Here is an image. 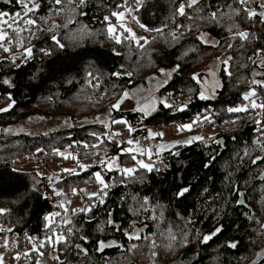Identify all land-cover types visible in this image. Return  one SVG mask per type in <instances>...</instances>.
I'll list each match as a JSON object with an SVG mask.
<instances>
[{
	"label": "trees",
	"instance_id": "16d2710c",
	"mask_svg": "<svg viewBox=\"0 0 264 264\" xmlns=\"http://www.w3.org/2000/svg\"><path fill=\"white\" fill-rule=\"evenodd\" d=\"M36 2L40 5L39 9L29 15L36 19L41 31L33 29L36 35L31 43L23 41L25 47H34L35 58L29 59L27 63L17 60L19 67H14L9 59L0 60V108L7 107L9 94L15 101L7 112H0V208L6 209L0 215V236L2 227H10L8 236H14L17 240L16 248L27 241V237L43 239L46 234L44 215L58 212L56 196L45 192L43 182L35 187L38 191H33L34 180L38 179L33 168L25 170L20 166L42 162L44 157H48L47 163L57 162L53 149L80 151L83 143L89 145L84 151L91 155L95 137L90 133L98 132L99 128L86 122L95 118L101 109L114 100L120 89L143 84L147 76L160 73L159 69L171 70L179 65L160 94H167L172 104L175 98L178 106L187 103L183 111L159 105L148 117L130 111L115 112L117 119L134 125L135 131L130 135L126 132L121 146L104 140L97 143L96 147L105 156H118L121 164L132 160L130 154H120L118 150L129 146L126 143L128 138H135L138 132L146 134L150 127L160 129L189 123L199 115L200 120L207 116L209 126L219 127L220 131L211 142L176 144L160 152L159 156H152L154 168L158 171L138 169L135 175L142 176L143 182L120 183L121 174L117 170L105 171L95 166L97 164L75 175L61 170L56 172L54 177H62L60 184H66L64 188L68 192H71L72 187L91 185L94 182L92 174L101 172L105 183L109 185L104 196L105 203L100 205L96 197L92 198V203L97 206L89 213L90 221L82 213L75 216L69 214L72 223L61 226V230L73 227L74 232L72 235L66 233L67 246L58 245L55 250L57 259L43 261L50 250L46 247L38 253L29 251L27 256L21 253L19 259L10 257L9 264H37L38 260L40 264L258 263L259 258H255L254 254L263 244L256 238L263 236L264 231L260 228L261 221L255 223L256 217L251 212L259 214L263 211L262 203L258 202L264 199V181L257 182L255 178L264 170V138L259 143L253 122L260 114L257 116L258 112L250 108L247 113H228L226 109L244 104L242 96L249 88H256L262 95L264 93V89L251 83L252 69L264 74V65L257 67L260 60L264 59V53L259 57L254 55L256 49L264 50V25L259 23V17L253 21L233 18L240 30L254 34L242 42L238 37L231 39V33L222 25L207 20L189 21L179 15L174 20L173 12L179 0H143L142 7L134 15L140 23L162 31L146 32L133 20L149 41L141 48L135 42L125 40L116 44L107 38L103 17L117 10L116 5L123 4L124 0H88L87 6L82 9L83 15L69 11L68 0H64V11L59 14L54 11L51 0ZM229 3H233V0H201L198 7ZM259 3L260 0H252L250 6L259 12ZM134 4L135 0H128V7ZM0 11L14 14L20 11V7L14 0L7 5L1 1ZM222 11H227V8H222ZM186 12L196 15L192 9H186ZM114 20L111 18L112 23H116ZM53 24L57 27L53 28ZM176 24L186 27L176 28ZM201 32L214 40L216 46L201 43L197 39ZM52 34L57 35L65 49L53 48L52 55L45 57L39 49L52 47ZM173 34L176 40H173ZM229 43L233 47L229 48ZM113 48L120 55H115ZM21 52L13 47L16 55L19 56ZM218 56L224 57L227 64L221 62L219 65L216 96L212 100H200L198 83L191 77L206 62ZM225 67L231 76L225 74ZM89 72L91 76L87 75ZM114 72L120 73L119 77L111 75ZM127 73H131V76ZM4 80H8L9 84H4ZM261 80H264V75H261ZM36 115H64L72 124L82 122L80 127H72L69 131H53L35 137L5 134L4 130L9 126ZM217 139L224 142L223 148L216 144ZM253 140L258 142L253 144ZM245 151L248 155H245ZM257 156L261 159L253 164L252 160ZM62 160L59 159V163ZM205 164L208 166L205 167ZM46 166V163L43 164V168ZM13 168L17 171L13 172ZM67 175L72 177L71 180L66 179ZM42 177L48 184L47 174ZM185 188L188 191L178 195ZM236 191L239 192L240 203L236 201ZM133 196L138 199L144 196L149 198L151 203L146 212L141 210L139 214H134L129 210L130 206L139 207ZM88 202L89 199H85L84 206ZM161 212L163 219H159ZM153 216L157 219H151ZM59 218L55 219L58 221ZM109 218L113 220L111 225L106 223ZM132 221H135L134 225ZM98 225L102 230H98ZM76 228L80 231H75ZM133 228L141 238L129 241L124 233L131 232ZM169 228L177 237L172 247L167 246ZM217 228L221 231L212 242H201L204 235H210ZM153 233H156L155 247L150 248V241L143 237ZM82 234L88 237L87 243L79 239ZM101 240L115 241L116 244L97 250V241ZM182 240L185 242L181 243ZM230 241L237 243L234 251L227 248V242ZM77 244L86 249L87 255L78 252L75 247ZM130 244L138 247L129 251ZM9 251L0 245V256ZM153 251L156 252L155 257L152 256ZM40 252L44 255H40ZM238 254L242 263H228L234 262Z\"/></svg>",
	"mask_w": 264,
	"mask_h": 264
},
{
	"label": "snow or ice",
	"instance_id": "6c2138e0",
	"mask_svg": "<svg viewBox=\"0 0 264 264\" xmlns=\"http://www.w3.org/2000/svg\"><path fill=\"white\" fill-rule=\"evenodd\" d=\"M13 0H3V3L5 5L12 3ZM16 5H19L20 11L15 12L14 14L11 13L10 11H0V50H2L4 53H12L10 57H5V59H9L14 67H19L20 64L17 63V60H19L21 63H27L29 59H34V47H25L24 42L22 39V33L28 32L30 36H35L36 31H33V29H36L37 31H41L38 26H37V21L35 18L30 16V13H35L40 5L36 2V0H14ZM52 4L55 6L54 11L59 14L60 12L64 11V7H62L64 0H51ZM252 0H233V3H229L226 5H216L213 6L209 4L207 8L204 7H198V5L201 4V0H179L178 7L174 9L173 12V19L175 20V17L177 15L186 17L187 20L189 21H194L196 19L199 20H207L210 23H214L218 26L222 25L225 27L229 33H231V39H235L236 37L239 38L240 41H246L250 36H254L253 33L249 32L248 30H240V26L238 23L234 22L233 18L234 17H239L241 20H248V21H253L254 18L259 17V23L261 25H264V0H260L259 3V9L260 11L257 12L255 8L250 6V3ZM88 0H68V10L71 12H79L80 15H83L82 9L87 6ZM72 5H75L74 7H70ZM143 5V0H135V7L134 8H129L128 7V0H124L123 4H117L115 11H111L108 15H105L103 17V24L105 26V30L107 33V38L109 40H114L116 44H121L125 40L131 42H135L138 47L143 48L145 44H148L149 41L144 37V36H138L131 27L126 26L124 23L125 16H131L132 20H135L136 23L139 25L141 29H144L146 32H161L162 30L160 28H149L145 24L140 23V21L137 19L135 15H133L134 12H139L140 8ZM235 5V6H234ZM226 7L227 11H222V8ZM122 9V10H121ZM186 9H192L196 15H188L186 12ZM111 18H115L116 23L113 24L111 22ZM53 28L57 27L55 24L52 25ZM167 27V25H165ZM186 27L184 24H176V28H182ZM123 29V32L126 33L123 37L121 35H117V29ZM233 29H236L235 32H233ZM51 31V29H48ZM191 28L189 27V31ZM171 34V33H170ZM206 33L201 32V34L197 37L201 41V43L208 44L210 43L209 40L205 39ZM173 40H176L177 37L173 34L172 35ZM52 43V47L49 48H40L39 52L43 54V56H51L52 55V50L53 48H58L60 50L65 49V45L61 43V41L57 38L56 34H52L50 36ZM140 41H143V44L140 43ZM215 47L216 45L213 44ZM13 47L17 50L20 51L22 50L21 54L18 56L15 53H13ZM229 48L233 47L232 44L229 43L228 45ZM113 53L115 55H120L119 52L116 51L115 48L112 49ZM262 53H264V50L262 49H256L254 52V55L256 56H261ZM251 59V58H250ZM223 64H227V61H222ZM253 63H256L253 61ZM264 65V59L260 60V63L257 65V67H260ZM179 68V65L176 67H173L170 71H165V69L161 68L159 69L160 73L162 76L165 77L163 83L166 84L168 83V80L171 79L172 74L176 72ZM224 72L226 75L231 76V72L228 70L227 67H225ZM35 75V74H34ZM88 76H91L92 73L89 72L87 74ZM111 75L119 77L120 73L114 72ZM127 75L130 77L131 73H127ZM253 75H264L261 73H253ZM192 80L197 81L199 83L198 79V74H193L191 77ZM71 81H69L70 83ZM4 84H9L8 80L3 81ZM158 85L162 86L160 82H157ZM207 84V82H204ZM253 85L259 86L260 89H264V80H256L253 79L251 82ZM214 87H219L218 83H214ZM191 91V89H189ZM171 95V94H169ZM258 96V92L256 88H249L247 92H245L242 96L243 101H247V104H241L238 106L234 107H228L226 110L228 113H247L249 112V108L251 110H255L259 108L261 111H264V103H257L256 102V97ZM128 97V91L125 90L120 97L116 100L115 103L111 105V109H116L119 110L121 107L122 102L124 99ZM198 98L200 100H205L208 98V96L205 93L204 86L202 85L201 90L199 91ZM8 100L10 101L7 104L6 108H0V112H7L9 109H11L15 101L12 99L11 94L8 95ZM160 103L165 107V108H176L177 111H183L187 107V103L181 104L179 106H176L174 104H169L166 100H161ZM156 110V102L153 100L150 103L144 104L140 106L139 108L136 109V111H139L142 113L144 117H147L150 115L151 112ZM259 116V113L256 114ZM110 116V114H109ZM111 118V117H110ZM100 120V118H97ZM203 119L205 121L208 120L207 116H204ZM257 126H259L258 130L261 132L262 135H264V121H261L260 119H254L253 121ZM113 124H120L123 125L127 129V133L130 135L132 132L135 131V129L127 123V121L121 119L117 121L116 119H112ZM200 123V116L198 115L196 118L191 120L189 123H181L177 125V131L178 132H183V131H191L193 126ZM234 123V121H232ZM104 128L108 129L109 125L108 123H104ZM5 132L8 131V129L4 130ZM90 135L94 136L96 140H100V135H106L107 138L111 139L113 137L121 135L120 132L117 131H112L110 133H101L100 135H97L96 133H90ZM163 133L160 132H153L151 129L147 130V137L148 138H155L158 136H162ZM208 139H211L209 137ZM205 137L200 136V135H194L191 137L185 138L182 142L184 144H192L194 141H204ZM258 141L253 140V144H256ZM140 141H136L134 138L127 140V144L129 146L136 144L139 145ZM86 148L89 147V145L85 144L84 145ZM91 147L95 148L96 144L91 145ZM168 146L166 144H158L156 145V151L155 155L159 156L160 151L167 148ZM262 147H264V144H262ZM37 151H40V149H37ZM53 152L61 156L64 159H72L77 161L78 167L80 169H85L87 165L80 163L78 160V157L72 153L68 152H61L58 149H53ZM123 153L130 154V158L134 163L132 166H122L118 162L117 157H112L108 160V162L105 164V166L108 168V170H113L115 168L120 174H121V180L120 183H126L128 181H139L143 182V177H137L135 174L137 173L138 169H143L146 172H152L154 170H157V168H154V163L152 161V155H153V150L151 148L149 149H143L140 147L132 148H124L122 149ZM133 152L139 153L140 156L147 155L148 160L145 161L143 159H138L135 154H132ZM245 155H248L247 151H245ZM242 159V158H241ZM261 157L257 156L255 159L252 160V163L255 164L257 160H260ZM100 163L104 164L105 161L103 159L100 160ZM208 165L205 164V167ZM17 171V169L13 168V172ZM63 172L69 173L71 175H75V169H69V168H64L62 169ZM37 176L42 175L41 173H37ZM95 183L99 186V193L100 195L97 196V192H90L86 193L85 189L83 188H77V187H72L71 188V193L73 196H75L78 192L82 194H86L89 199V203L87 206H81L79 208H67L65 205L70 203V201L67 199L66 194L62 190H58V187H53L52 188V194L55 195L56 197H59L63 200V202H58L56 206H58L60 209L63 210V217L59 222L55 219L56 217H61V212H51L48 214H45L43 217L44 220V229L46 230V234L43 239H37L36 237H27L28 242L32 245L31 249L29 251L31 252H37L38 249H44L46 247H53V245H68V237L63 234V232L57 231L58 227L61 226H66L72 223L68 216L69 213L71 215L75 216L79 213H82L89 221L91 220V217L89 216V213H91L92 209L96 207L97 205L95 203H92V198L96 197L98 199V202L100 205H103L105 203L104 196L107 195L106 189H108L109 185L105 183V180L103 178V175L101 172H94L93 174ZM50 181L51 186V181L53 180V177H48ZM85 183H88V181H85ZM33 191H38L37 188H33ZM188 191V189H182L178 195H183L184 192ZM43 197V194H41ZM133 200H136L139 207L138 208H133L130 206L129 210L132 211L134 214H139L141 210L147 211L149 206H150V200L147 196H144L142 199H138L137 197L133 196ZM123 199V198H122ZM6 212V209L0 208V215H3ZM109 217H111V213L108 214ZM148 217H146L147 219ZM151 219L156 220L157 218L155 216L151 217ZM159 219H163V213L161 212V215ZM190 222V221H189ZM108 225H111L113 223V220L109 218L106 222ZM132 224H135V221H132ZM98 230H102L101 226H97ZM260 228L264 230V224L260 225ZM8 231H11V229H8ZM75 231H80L79 228H76ZM221 229L217 228L215 232H213L211 235H205L203 237V240L201 242L206 243L209 239H211L212 236L216 235V233L220 232ZM67 232L69 235H72L74 232L73 227H68ZM50 233V235L48 234ZM124 235L128 238L129 241L131 240H139L141 237L138 234V232L133 228L131 232L125 231ZM153 236L155 234H152ZM185 236L187 235L186 233L184 234ZM80 240L84 241L87 243L88 237L86 235H80L79 237ZM143 239L146 241H150L149 247L154 248L155 247V240L152 239L150 236H144ZM167 239L169 241L168 247H172L173 242L177 240V237L172 233L171 228L168 229V236ZM181 243H184L185 241H180ZM15 243V242H13ZM253 243H256L253 241ZM8 241L7 239L4 241V246L7 247ZM98 244V249L97 250H102L104 247H110L116 244L115 241H97ZM76 249L78 252L87 255V251L85 248L81 247V245L77 244ZM138 246L136 244H130L129 246V251H132L133 249L137 248ZM229 248H235L237 247V243L234 241H230L228 243ZM55 250V249H54ZM25 256L28 255V252L24 253ZM40 255H44V253H40ZM257 257H260L261 253H256ZM152 256H156V252H152ZM52 259H57V257L52 256ZM15 259H19V254L16 255ZM0 264H4L3 257L0 256ZM37 264H40L39 260L37 261ZM252 264H256L255 261H252Z\"/></svg>",
	"mask_w": 264,
	"mask_h": 264
},
{
	"label": "rangeland",
	"instance_id": "374dc122",
	"mask_svg": "<svg viewBox=\"0 0 264 264\" xmlns=\"http://www.w3.org/2000/svg\"><path fill=\"white\" fill-rule=\"evenodd\" d=\"M3 0H0V2ZM134 5H130L129 8H134ZM134 15V13H133ZM115 19V18H114ZM115 21V20H114ZM124 23L126 24V26L131 27V29L133 30V32H135L138 36H144L142 34V32L140 31V29L138 28V26L135 24V22L132 20L131 16H125L124 19ZM134 23V25H133ZM115 24V23H113ZM117 35H121L122 37L124 35H126L123 32V29H117ZM33 36H30L28 32H24L22 33V39L23 41L26 40L27 43H31ZM205 39L209 40L210 43H208L207 45H213L215 44V41L212 40L208 35H206ZM143 42V41H140ZM205 44V43H204ZM8 55H10V53H4L2 50H0V60H3L5 57H8ZM222 61H225L224 57H216L211 59L209 62H206L205 65L203 66V68L200 71L195 72V74H198V79H199V91L201 90L202 85L204 86V90L206 95L208 96L207 99L205 100H212L215 98L216 96V91L218 90L219 87H214V83H218L219 84V80H218V68L219 65ZM165 71H170L165 70ZM261 73L260 71H257L255 69L251 70V77L252 80L256 79V80H261V75H253V73ZM165 77L161 75V73L158 74H151L149 76H147V78L145 79V83L143 84H138L137 86H134L132 88H123L120 89L118 91V93L115 96V99L112 100L111 102H109L103 109L100 110V112H98L95 116V118L93 119H89L87 120V123H91V124H95L98 125L97 128H99L98 132H96L97 135H100L101 133H110L112 131H117L120 132L121 135L113 137L111 139L107 138L106 135H100V140H96L95 138V142L93 144H97L100 143L104 140L113 143L117 146H121L122 145V139H124L126 137V132L127 129L120 124H113L112 123V119H116L117 121L121 120V119H117L116 116L114 115L115 112H124V111H130V112H136L139 113L142 117H144L142 115L141 112L136 111L137 108H139L140 106L150 103L151 101H155L156 102V110L158 108L159 105H162L160 103L161 100H166L169 104H172L171 100L169 99L168 95L165 93H161L160 94V90L165 86V84L163 83ZM160 82V84H162V86L158 85L157 82ZM207 82V84H205L204 82ZM197 82V81H196ZM128 91V97L126 99H124V101L121 104V107L119 110L116 109H111V105L113 103L116 102V100L120 97V95L125 91ZM258 95H260L263 99H264V93L263 95L257 90ZM199 95V94H198ZM117 97V98H116ZM97 99V98H96ZM176 100V98H175ZM174 100V105L178 106V102H176ZM247 101H245L244 104H246ZM174 109H176L174 107ZM155 110V111H156ZM153 111V112H155ZM153 112H151L150 114H152ZM110 114V116H109ZM149 116V115H148ZM147 116V117H148ZM111 117V118H110ZM97 118H100V120H98ZM82 121L79 122H75L74 124L71 123V120L64 115H59V116H50V117H46L43 115H36L33 117H30L26 120L20 121L14 125L9 126L7 129L8 131L5 132V134L8 135H27L30 137H35V136H39V135H44V134H48L51 133L53 131H69L70 128L72 127H80ZM108 123L109 128L105 129L104 128V123ZM86 124H82V125H86ZM129 125H131L130 123H128ZM177 125H172V126H168V127H164V128H155V127H150L148 129H151L153 132H160L163 133L162 136H158L155 138H148L147 137V131H146V139L148 140L149 143V148H151L153 150V155H155V151H156V145L158 144H166L168 147L161 150L160 152H164L168 149H171L174 145L176 144H182V145H187L184 144L182 141L187 138V137H191L194 135H200L205 137L204 141H194V142H200V143H204V142H211L214 140V138L216 137V135L219 133L220 128L219 127H211L209 126V122L208 120L205 121L204 119L200 120V123L196 124L193 126L191 131H183V132H178L177 129ZM132 127H134V125H131ZM147 129V130H148ZM94 137V136H93ZM209 137H211V139H208ZM131 138H128L127 140H129ZM126 140V143H127ZM82 145H85L84 143ZM128 147H132L133 149L136 148V144H133L131 146H127ZM82 150L80 151H74V149H70V148H66L63 150H59L61 152H68V153H72L74 155H76L78 157V159L80 160V163H83L85 165H87L86 168H91L92 166H94V164H92V162L95 159H99L97 161V165L98 168L105 170V171H110L108 170V168L105 166V164L108 162V160L114 156H105L104 153L102 152V150L98 147L94 148L97 149L96 152L93 151V149L91 150V155H89V153L87 151V148L85 146H82ZM147 148V149H149ZM79 150V149H77ZM84 151V152H83ZM121 151L120 154H126L122 152V149H119L118 152ZM134 154H138L139 153H135ZM97 155V156H94ZM94 156V157H93ZM92 157V159H91ZM118 158V156H115ZM145 158L148 159L147 155H144ZM47 158L48 157H44L42 160V162L40 161H36V162H30V163H25L24 165L20 166L21 168L27 170L28 168H33V170L35 171V173H41L42 175L38 176V179L34 180V187H37L39 185L40 182H43L44 184V190L48 195H53L52 194V188L53 187H58V190H62L66 196L67 199L70 201V203L66 204L65 206L69 209L71 208H79L81 206H84V202L85 199L88 198V196L86 194H82V193H77L75 196L72 195L71 192H68L66 187L64 188V186H67L66 184H60V181L62 180V177L59 179L58 177H54L56 175V172L58 171H62V168H69V169H75V173L79 172L80 169L79 167L77 168L76 166H78L77 163H75V160L72 159H64L61 156L56 155V159L58 160L57 162H50L47 163ZM138 159H141L139 157H137ZM59 159H64L62 160L61 163H59ZM103 159L105 161L104 164L100 163V160ZM119 162V159H118ZM47 164V166L45 168H43V164ZM120 163V162H119ZM134 163V161L132 162H127L125 164H121L122 166H132V164ZM45 166V165H44ZM85 168V169H86ZM113 170H116L115 168H113ZM112 171V170H111ZM47 174L48 177H53V180L51 181V186L50 185V181L47 184L45 182L42 176ZM46 178V177H45ZM72 177H70V175H67L68 180H71ZM56 181H58V183H56ZM94 183V184H93ZM91 183V185L86 184L84 187H82L83 189H85L86 193H90V192H97L99 189V186L94 182ZM63 186V187H59V186ZM54 196V195H53ZM57 199V203L58 202H63V200L59 197H56ZM89 203V202H88ZM87 203V204H88ZM58 212H61V217L59 218V220L57 222H59L61 220V218L63 217V210L60 209L58 207L57 209ZM71 214V213H69ZM69 218V216H68ZM68 228V227H67ZM67 228H62L63 230H61V227L57 228V231L59 232H63V234L66 236L67 233ZM8 229H10V227H2L1 228V236L6 240H8L12 246H13V242L14 246L12 247V249H10L9 252L2 254L1 256L3 257L4 260V264H9V258L10 257H14L17 254H24L25 252H29V250L31 249L32 245L27 241L23 242L22 245L19 247H15V245L17 244V240L14 238V236H8ZM156 235V233H153ZM155 235H150V237L154 240L155 239ZM15 247V248H14ZM50 250L47 251L48 257H44L43 261H49L51 259L52 256H56L55 250L58 249V245H53V247H49ZM16 249V250H15ZM55 249V250H54ZM40 249H38L37 253L39 252ZM43 252V251H42ZM41 253V252H40ZM168 264H176L175 262L173 263H168Z\"/></svg>",
	"mask_w": 264,
	"mask_h": 264
},
{
	"label": "built area",
	"instance_id": "2783aa9c",
	"mask_svg": "<svg viewBox=\"0 0 264 264\" xmlns=\"http://www.w3.org/2000/svg\"><path fill=\"white\" fill-rule=\"evenodd\" d=\"M256 102L259 104V103H264V99L258 95L256 98ZM254 111L258 112L260 114L259 118L261 121H264V111H261L259 108L255 109ZM259 126H257L256 124L254 125V130H255V133H256V136L259 137V142H262V139L264 138V135L261 134V132L258 130ZM136 141H140L139 145H136L137 147H140V148H143V149H147L149 148V143H148V140L146 139V136L144 133L142 132H138L136 135H135V138H134ZM97 149H93L94 152H96ZM137 157L147 161L148 159L145 158L144 156H140L138 154H135ZM97 159H95L92 164H96L97 163ZM4 241L5 239L0 236V245L1 246H4ZM7 249H12V244L10 242H8L7 244Z\"/></svg>",
	"mask_w": 264,
	"mask_h": 264
},
{
	"label": "flooded vegetation",
	"instance_id": "af4514ba",
	"mask_svg": "<svg viewBox=\"0 0 264 264\" xmlns=\"http://www.w3.org/2000/svg\"><path fill=\"white\" fill-rule=\"evenodd\" d=\"M263 171V170H262ZM260 174V173H259ZM259 174H258V176H259ZM258 176H256V178H255V180L257 181V182H263L264 181V178H263V180H258ZM239 194V192L238 191H236V195H238ZM237 203H240V199H239V195H238V198H237ZM258 203H262V209H263V211L261 210V212L259 213V214H257L256 212H254V211H252L251 213H252V216L253 217H256L255 218V223H257L259 220L261 221V224H264V199L262 200V202H258ZM255 214H256V216H255ZM258 215V216H257ZM260 224V225H261ZM264 231V230H263ZM215 232V231H214ZM213 233V232H212ZM211 233V234H212ZM210 234V235H211ZM218 234H219V232H218ZM218 234L216 233V235H214V236H212L211 237V239H209L207 242H206V244H208V243H210V242H212L217 236H218ZM209 235V234H208ZM262 235V234H261ZM205 236V235H204ZM203 236V237H204ZM203 237H202V240H203ZM262 237H264V232H263V236H261V237H259V238H256L257 240H259L262 244H263V246L258 250V252H256V253H261V255H260V257H258L259 259V261L260 260H262L263 258H264V238H262ZM228 243L229 242H227V248L228 249H230L231 251H234L235 249L234 248H229L228 247ZM205 245V244H204ZM256 253L254 254V257L256 258L257 257V255H256ZM230 261V260H229ZM176 263V262H175ZM221 263H224V262H221ZM228 263H242L241 262V260H240V255L238 254L237 256H236V259H235V261L234 262H228Z\"/></svg>",
	"mask_w": 264,
	"mask_h": 264
},
{
	"label": "water",
	"instance_id": "95a60500",
	"mask_svg": "<svg viewBox=\"0 0 264 264\" xmlns=\"http://www.w3.org/2000/svg\"><path fill=\"white\" fill-rule=\"evenodd\" d=\"M216 144L220 145L222 148L224 147V142L221 141V139H217L216 140ZM264 178V170L260 173V175L258 176V180H263ZM264 262V258L262 260H260L258 263L256 264H262Z\"/></svg>",
	"mask_w": 264,
	"mask_h": 264
},
{
	"label": "bare ground",
	"instance_id": "6f19581e",
	"mask_svg": "<svg viewBox=\"0 0 264 264\" xmlns=\"http://www.w3.org/2000/svg\"><path fill=\"white\" fill-rule=\"evenodd\" d=\"M256 134V133H255ZM259 138V137H258ZM263 142V141H262ZM260 143V142H259ZM264 144V143H263Z\"/></svg>",
	"mask_w": 264,
	"mask_h": 264
}]
</instances>
